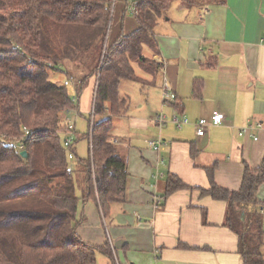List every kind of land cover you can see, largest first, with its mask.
<instances>
[{"label":"trees","instance_id":"16d2710c","mask_svg":"<svg viewBox=\"0 0 264 264\" xmlns=\"http://www.w3.org/2000/svg\"><path fill=\"white\" fill-rule=\"evenodd\" d=\"M173 1L137 0V29L126 35L121 28L112 40L113 0H0V264H98L97 254L109 264L115 256L119 261L109 244L79 238L78 206L93 200L107 217L112 203L126 201V177L110 166L118 159L112 121L128 107L119 84L140 81L134 63L145 71L159 68L142 49L156 52L154 28ZM92 82L89 153L82 159L78 133L62 115L79 110ZM200 83H194L196 98ZM67 138L72 143L65 146ZM214 168L207 169L210 187L201 194L226 203L223 226L236 235L242 264H264V220L257 210L264 205L257 198L264 157L256 169L245 165L237 191L219 187ZM187 188L171 176L162 197Z\"/></svg>","mask_w":264,"mask_h":264},{"label":"crops","instance_id":"0c3cea01","mask_svg":"<svg viewBox=\"0 0 264 264\" xmlns=\"http://www.w3.org/2000/svg\"><path fill=\"white\" fill-rule=\"evenodd\" d=\"M172 4L154 28L156 52L148 49L158 71L147 70L143 79L134 82L140 85L137 102L119 91L128 107L112 121L118 159L110 166L126 177V201L112 203L107 217L95 201L79 203L83 221L77 234L94 246L109 244L120 264H242L238 239L223 226L226 203L200 190L210 187V167H215L214 182L219 187L237 191L245 165L256 169L262 163L264 0H200L199 5L187 7L178 0L173 8ZM117 6L112 40L121 28L126 35L137 29L123 0L116 1L113 15ZM164 80L175 95L173 101L163 102ZM197 80L199 98L194 97ZM93 83L85 90L90 100ZM88 107L85 103L82 111ZM160 112L185 116L191 122L218 112L224 120L199 137L193 125L181 130L170 123L155 126L153 118ZM256 122L262 128L240 133ZM68 124L75 130V123L68 120ZM158 139L164 142L162 147L150 149L148 142ZM160 161L164 164L158 167ZM156 168L162 173L157 178ZM171 176L188 188L163 198ZM257 198L264 203V183ZM258 208L263 209L264 220V205ZM98 256L105 257L98 254L97 262Z\"/></svg>","mask_w":264,"mask_h":264},{"label":"built area","instance_id":"2783aa9c","mask_svg":"<svg viewBox=\"0 0 264 264\" xmlns=\"http://www.w3.org/2000/svg\"><path fill=\"white\" fill-rule=\"evenodd\" d=\"M117 0H113L112 3V12L113 13V9L115 7ZM125 5H126V9L128 11V13L135 17L138 14L137 11V0H123ZM162 98H163V102H167V101H173L175 100V95L173 93H171L170 87L168 85V83L166 82V80H164V86H163V93H162ZM77 115H79L77 113ZM89 115L92 116L93 115V106L89 112ZM224 120V115L218 112H214L212 114V116L209 119H199L197 121L191 122L187 117L185 116H179L177 114H174L170 117H167L164 113L160 112L158 114H156L153 118V123L155 126L161 128L163 126H165L166 124L170 123L172 124L177 130H181L182 128H184L185 126L188 125H193L196 131V135L199 137L204 136L205 131L208 127L210 126H219L222 121ZM67 124H68V120L66 119ZM69 128L71 129L72 126L69 125ZM262 128V124L259 122L256 123H252V124H248L245 127L240 129V133H246L250 130L253 129H260ZM28 134V132L26 133ZM4 145H7V143L2 142ZM72 143V139L71 138H67L65 141V146H68ZM164 144V142L161 139H158L156 141H149L148 142V146L150 149H153L155 151H158L162 145ZM12 146L15 148V150L17 152H21L23 151V146L21 145L20 142L18 141H14L12 142ZM69 159H72V156L69 155L68 156ZM163 161H160L158 164L159 166H163ZM156 173H155V177H159L162 176V173L159 172L158 168H156ZM160 199H156V201L159 202ZM155 201V203H156ZM260 213L263 214V209H260ZM113 254L115 255L114 249H113ZM115 264H120V262L117 260L116 256H115Z\"/></svg>","mask_w":264,"mask_h":264},{"label":"rangeland","instance_id":"374dc122","mask_svg":"<svg viewBox=\"0 0 264 264\" xmlns=\"http://www.w3.org/2000/svg\"><path fill=\"white\" fill-rule=\"evenodd\" d=\"M177 1L178 0H174L173 4L176 3ZM173 4H172V8L174 6ZM118 6L116 7L115 13L113 15L112 31H113V28L115 27V25L117 24V21H118V18H117ZM185 6L187 7L188 5L185 4ZM127 17L131 18L129 16H127ZM142 54L144 57H146L148 59L151 58L150 52H149L148 48L145 46L142 49ZM149 67H150V70L154 69L150 65H149ZM133 68L135 70L137 77L139 79H143L142 77L145 76L147 71H145L143 68H141L136 63L133 64ZM157 71H158V69H157ZM53 79H55V78H53ZM56 79H58L60 82H64L61 79V77H59V78L56 77ZM64 84H65V82H64ZM122 84L123 85L120 87V90H119L121 92V94L122 95L125 94L126 96H128L132 100L133 103L137 102V100H138V88L140 85H138L137 83L131 82V81H123ZM127 84L129 87L127 86ZM66 85H67V89H68L70 96L72 98H75L76 96H75V90H74L73 85L69 82ZM125 86H127L128 88L127 87L125 88ZM79 100H80V107H79L80 112L83 110V107H85V103H88V105H89L88 111H86V112L82 111L81 112V113H83L82 116L77 117L75 120V116L77 115V109H74V110L70 111V114L69 113L63 114V122L66 124L67 123L66 119H67L70 121V123L72 125L75 123V130L78 133V137L75 138V141L77 142L76 143L77 155L79 158L85 159L88 157V153H89L88 152V150H89L88 140L85 138V136L89 132L88 114L91 110V100H90L89 91H84ZM130 110L133 111L134 110L133 107H131ZM65 117H67V118H65ZM77 193H79V192H77ZM258 210L260 212L259 208H258ZM262 252L264 253V245L262 246ZM98 264H109V261H108V259H105V257L98 256Z\"/></svg>","mask_w":264,"mask_h":264},{"label":"water","instance_id":"95a60500","mask_svg":"<svg viewBox=\"0 0 264 264\" xmlns=\"http://www.w3.org/2000/svg\"><path fill=\"white\" fill-rule=\"evenodd\" d=\"M20 156H21L22 158L26 159V158H27V152H26L25 150L21 151V152H20Z\"/></svg>","mask_w":264,"mask_h":264}]
</instances>
